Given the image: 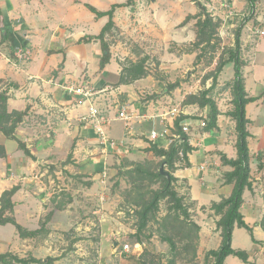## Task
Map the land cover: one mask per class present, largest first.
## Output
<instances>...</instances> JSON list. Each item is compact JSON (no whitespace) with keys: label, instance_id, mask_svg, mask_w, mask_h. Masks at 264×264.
Returning <instances> with one entry per match:
<instances>
[{"label":"crops","instance_id":"crops-1","mask_svg":"<svg viewBox=\"0 0 264 264\" xmlns=\"http://www.w3.org/2000/svg\"><path fill=\"white\" fill-rule=\"evenodd\" d=\"M230 3L234 11H230L226 16L233 26L236 21L234 15H239L249 4V0H230ZM87 4L94 6L99 12H107L116 4L121 5L114 11V27L104 37L109 47L110 59L103 68L100 62L106 51L103 49L102 40L97 37L110 17L106 14L97 15ZM195 13L196 5L191 0H0V86L4 84L0 90L8 89L10 111L29 109L16 129V136L27 145L34 156L27 155L16 140L15 146H11V138L0 139V159L4 160L3 164L7 167V171L0 174V197L5 190L18 186L12 197L13 209L6 212L7 216L13 217L28 230L42 228L48 212L52 210L49 200L53 194L54 182L49 174L51 165L46 164H56L57 159H64L69 155L70 143L74 142L76 146L73 158L76 163L81 164L84 152L85 155L89 154V158H96L98 149L94 148L93 144L98 139L97 133L90 122L83 123L81 119L89 114L91 106L99 110L106 107V110H109L113 103H98L101 96L96 98L97 93L85 97L71 92L69 86L106 90L105 87L111 84V79L116 82L121 75L119 60L129 58L135 61L139 58L133 48L128 46L129 43L146 49L148 54H159L160 47L168 50L170 44L182 46L194 42V23L185 21L188 15ZM246 26L247 24L242 30L243 41ZM151 48L156 50H147ZM143 54L142 52L140 56ZM163 54L162 52L159 55L161 60L175 57L180 61V57L174 52L169 51L168 56L162 57ZM246 61L244 68L249 63V60ZM251 65L255 69L254 62ZM92 68L94 73L91 72ZM145 80L142 76L134 83L120 82L116 87L142 88L145 86ZM245 82L248 94L256 97L247 105V116L252 122L249 116L250 105L263 101L259 95L250 93L246 77ZM261 95L264 97V89ZM178 105L180 103H121L122 107L134 114V122L143 124L145 120L150 121L151 131L156 129L159 132L166 127L174 129L176 116L173 117L170 112L173 108H178ZM185 120L192 122L187 135L194 149L188 152L184 164L177 167L175 176L182 192L188 186V194L197 205L211 207L229 197L233 191L234 184L225 181V173L233 168L222 162L218 151H222L228 158L237 157L236 146L227 149L223 137L229 120H232L234 126L236 121L228 113H220L217 126L205 130L200 126L199 119L195 120L193 116H189ZM211 130L221 139L217 144L207 147L205 139L212 135ZM250 133L254 137L258 136L257 132ZM140 134L149 137L143 130ZM129 140L135 142L136 146H147L144 145L145 140L142 137ZM140 140H143V143L138 142ZM249 146L253 156L255 152L250 137ZM2 152L4 154H1ZM251 167L253 168L252 165ZM263 174L264 170H259L257 181H253L252 187L245 190L241 208L246 222L253 227L258 242L264 240V230L258 222L264 215V200L261 197L264 185L258 181ZM250 179L253 180L252 177ZM222 215L223 213L218 214L216 221L221 219ZM11 224L15 227L16 237H13V242L9 241L8 250L0 253L18 254L20 245L38 236L37 234L34 237L22 238L11 222L3 224V228H11ZM236 228L237 226L233 232L234 248ZM11 232L13 234V231ZM252 242L257 244L253 240ZM29 245L32 248L34 246Z\"/></svg>","mask_w":264,"mask_h":264},{"label":"rangeland","instance_id":"rangeland-1","mask_svg":"<svg viewBox=\"0 0 264 264\" xmlns=\"http://www.w3.org/2000/svg\"><path fill=\"white\" fill-rule=\"evenodd\" d=\"M191 1L196 5V13L185 23L188 21L194 23L196 31L194 42L182 46L170 44L168 50L160 47L159 54H148L146 49L129 43L128 46L133 48L139 58L135 61L129 58L119 60L122 71L117 81L112 82L113 79H111V84L104 86L106 88L104 91L95 90L96 98L101 96L102 99H99L98 103H113L109 110H106V107L101 109V114L115 117L122 108L121 103H167L168 105L180 103L177 106L180 116H193L195 120L199 119V122L208 121L210 108L201 107L198 103H190L188 100L191 99V95H200L202 91L212 86L213 73L216 71L220 55L226 48L235 46L236 28L242 24L245 17L252 15L249 23H246L245 42L241 36V57L244 61L249 60L248 66L243 69L249 91L251 94L259 95L263 101L259 104L254 102L249 107V116L252 118L249 129L252 133H258L257 137L250 135V143L255 152L250 162L253 166L250 174L253 183L257 181L256 176L259 170H264V97L261 95L264 89V0H257L254 7L248 4L239 15H234L236 21L233 26L230 21H227L226 16L230 11H234L230 0H199L206 5L216 25L211 41L199 45L196 23L201 7L195 0ZM169 51L176 53L180 61L175 57L167 60L159 58L162 52L164 53L162 57L168 56ZM142 52L144 54L140 56ZM252 61L255 69L251 65ZM139 68L146 71L143 75L146 79L145 86L142 88L140 86L116 87L120 82L134 83L135 70ZM91 72L94 73V68ZM233 76V64H229L218 75L217 83L209 94L217 103L220 113H229L234 108ZM176 81L179 82V86L168 90V85ZM2 86L4 84L0 87ZM90 123L92 125V122ZM132 127L126 128L125 121L113 119L107 126V135L114 144L107 146L102 144L97 135L98 139L93 144V147L98 149L95 159L89 158V154L85 155L86 152H84L81 156V164L76 163V159L73 158L76 146L74 142L70 143L68 148V154L72 152L70 159L67 155L62 160L57 159L56 164H46L51 165L49 174L54 179L53 194L49 200L52 210L48 212L52 214L46 222L44 233L41 232L36 238L20 245L21 250L18 256L46 260L44 263L31 262V264H169V260L174 255L169 243L163 241L160 236L162 228L159 222L153 220L149 223L143 234L144 243L136 242L134 236L139 221V216L134 211L136 206L133 204L136 193L133 180L125 174V171L137 163H144L146 168L152 170L161 168L160 162L163 158L146 150L152 142H155L150 138L151 122L145 120L143 124H140L132 121ZM204 129L206 130V127ZM224 129L226 131L223 137L227 149H232L236 139V129L232 125V120H229ZM142 130L146 132L148 138L140 134ZM211 133L212 135L205 139L207 147L217 144L221 139L213 130ZM0 135L1 140L8 139L5 134ZM139 137L144 138V145L147 146H136L135 142L129 140ZM138 142L143 143V140ZM156 142L163 143L164 140L159 138ZM9 143L15 146L16 141L10 139ZM222 154V151H218L220 157ZM185 159L181 154V158L176 163V169L184 164ZM3 161L0 159V174L2 171H7ZM164 169L168 172L172 171L167 165H164ZM176 169L173 171L174 175ZM94 176H96L95 179H93ZM262 176L258 181L263 182L264 185V174ZM160 186L161 182L148 183V185L140 186V189ZM174 186L180 194L185 196L191 219L200 225L198 236L192 233V238L186 241L182 240L187 236L186 225L168 224V233L178 241L176 264H214L213 256L208 253L210 250L218 249L222 242L221 231L215 219L219 214L214 208L215 204L211 207L197 205V202L188 194V186L184 185L186 187L183 192L178 181ZM261 197L264 200V192L261 193ZM58 203L61 204L62 209L57 207ZM168 205L167 199L160 202L157 212L158 220H162L167 214ZM3 226L0 224V239L5 241H0V252L8 250L9 241L13 242V237H16L14 236L15 227L12 224L9 226L11 228H3ZM151 233L152 237L148 238L147 236ZM256 242L257 244L254 245L247 229L237 227L234 234V246L247 250L249 258L245 261L238 256L230 255L226 258L225 264H264V240ZM29 244L36 248L29 247ZM125 245H130V248L126 250ZM195 249L196 254H194Z\"/></svg>","mask_w":264,"mask_h":264},{"label":"trees","instance_id":"trees-1","mask_svg":"<svg viewBox=\"0 0 264 264\" xmlns=\"http://www.w3.org/2000/svg\"><path fill=\"white\" fill-rule=\"evenodd\" d=\"M257 0H249V4L254 7ZM201 7L200 14L197 21V44L210 42L215 31L214 19L209 12L205 4L201 3L199 0H195ZM130 3V2H128ZM88 7L96 12L97 15H109L110 20L107 25L102 30L101 34L97 38L102 40V45L106 53L103 55L100 65L103 68L110 59L109 47L104 41L105 34L114 27L113 15L117 6L120 4L113 5L112 9L107 12H99L97 9L87 4ZM194 17L193 15H188L186 21ZM251 16L245 17L242 24H240L235 30V46L226 48L220 55L218 65L215 73H213L214 83L212 86L201 92L200 95H191L190 103H198L201 107H209V115L206 130H210L217 126L218 115L220 111L218 109L217 103L209 96L211 90L217 83L218 75L224 70V68L233 64L234 76L232 83V93H233V104L234 108L228 114L232 116L236 121V149L237 157L228 158L225 154H222V162L226 165L231 166L233 169L225 173V181L227 183H233V191L229 197L223 198L220 202L215 203L214 208L220 214L223 213L221 219L217 221V226L221 231L222 242L218 249H213L209 251V255L214 258V264H225L226 258L230 255L238 256L243 260H248L249 254L247 250L237 249L233 247V232L235 227H241L247 229L252 240L255 242L256 238L254 235L253 227L250 226L241 211L244 202V192L246 189L252 187V182L250 180L251 174V151L249 146V137L251 135L248 125L250 119L247 116V105L248 103L254 101L256 97H252L248 94L246 89V82L243 73V68L246 62L241 57L242 51V30L246 23L250 21ZM146 74L143 68L135 70L134 78H139ZM179 86V82L176 81L168 85V90L175 89ZM8 89L0 90V132L4 133L7 137L14 139L18 142L19 147L25 151L27 155L33 156L28 149L27 145L16 136V129L23 122L25 116L28 114V108L25 110H12L8 108ZM187 115L179 116L174 123V129H171L175 133L180 134V138L175 139L172 143L166 146L167 140L163 139V143L152 142L149 147L146 148L147 151L152 152L158 157H162L161 165H167L172 169L169 172V176L163 175L160 168L152 170L146 168L144 163H137L134 167H128L125 174L130 176L133 180V185L135 188V197L133 199V204L135 207V212L139 216V221L137 224L136 232L134 236L136 242L144 243L143 234L148 228L149 223L156 220L160 223L162 231L160 236L163 241L169 243L171 247V252L173 257L169 260V264H176V255L178 253V241L176 238L168 233V224L176 223L178 225H186L187 236L183 237L182 240L188 241L191 239V234L195 233L198 236V231L200 230V225L191 219V213L189 207L185 203V196L180 194V192L175 188L174 184L177 182L178 178L174 175L173 171L176 169V163L181 158V153L184 158H187L188 152H191L194 147L189 143V136L182 131L181 122L185 120ZM1 154H4L2 152ZM5 156V155H3ZM34 157V156H33ZM72 157V152L69 154L68 159ZM165 170V169H164ZM161 182V186L158 188L148 187L147 189L141 188L140 186L148 185V183ZM18 190V186H14L11 189L5 190L0 197V224H5L8 222L13 223L20 236L22 238L34 237L37 234L45 230L46 222L52 213H48L46 216V221L43 222L42 228L37 230H28L16 220L7 216L6 212L8 210L12 211L13 202L12 197ZM164 199L168 201V212L162 218L158 220L157 212L160 208V202ZM58 208H61V204L58 203ZM260 225L264 230V215L260 221ZM46 232V231H45ZM48 232V231H47ZM152 233L147 237L151 238ZM194 254H196V249ZM48 261V259H47ZM31 262L44 263L46 260L39 259L36 257H30V259L20 257L12 252L0 253V264H31Z\"/></svg>","mask_w":264,"mask_h":264},{"label":"built area","instance_id":"built-area-1","mask_svg":"<svg viewBox=\"0 0 264 264\" xmlns=\"http://www.w3.org/2000/svg\"><path fill=\"white\" fill-rule=\"evenodd\" d=\"M69 90L71 92H75L85 97H91L97 92L95 91L96 89L88 87V86L77 87L75 85L69 86ZM170 114L173 117L174 116H176V118L179 117L180 116L179 108H173ZM113 119H119V120L125 121L126 128H133L132 121L134 122V114L128 111L126 107H122L121 110L118 112V115H116L115 117H110V116L107 117V116L102 115L101 111L97 107L91 106L89 110V114L82 117V121L92 122L93 128L95 129L97 135L99 136L101 143L106 146L108 144H114V141L107 135V126L112 123ZM191 125H192V122L190 120L189 121L183 120L181 122L182 131L187 134L190 131ZM200 126L206 127L207 121L201 120ZM150 138L153 141H156L159 138H164L167 140V145H169L175 139L180 138V134L175 133L172 130H170L168 127H166L162 132H159L156 129H153L151 131ZM203 168L204 166H202V169ZM137 246H140V245L137 244ZM129 248H130V245H125L126 250H128Z\"/></svg>","mask_w":264,"mask_h":264},{"label":"water","instance_id":"water-1","mask_svg":"<svg viewBox=\"0 0 264 264\" xmlns=\"http://www.w3.org/2000/svg\"><path fill=\"white\" fill-rule=\"evenodd\" d=\"M160 170L163 173V175L169 176V172L164 170V164L161 166Z\"/></svg>","mask_w":264,"mask_h":264}]
</instances>
